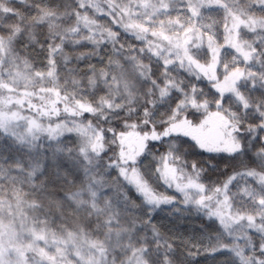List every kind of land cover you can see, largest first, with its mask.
Masks as SVG:
<instances>
[{"label":"snow or ice","instance_id":"1","mask_svg":"<svg viewBox=\"0 0 264 264\" xmlns=\"http://www.w3.org/2000/svg\"><path fill=\"white\" fill-rule=\"evenodd\" d=\"M0 264H264V0H0Z\"/></svg>","mask_w":264,"mask_h":264},{"label":"trees","instance_id":"2","mask_svg":"<svg viewBox=\"0 0 264 264\" xmlns=\"http://www.w3.org/2000/svg\"><path fill=\"white\" fill-rule=\"evenodd\" d=\"M184 227H186V226H184Z\"/></svg>","mask_w":264,"mask_h":264},{"label":"rangeland","instance_id":"3","mask_svg":"<svg viewBox=\"0 0 264 264\" xmlns=\"http://www.w3.org/2000/svg\"><path fill=\"white\" fill-rule=\"evenodd\" d=\"M186 226V225H185Z\"/></svg>","mask_w":264,"mask_h":264}]
</instances>
